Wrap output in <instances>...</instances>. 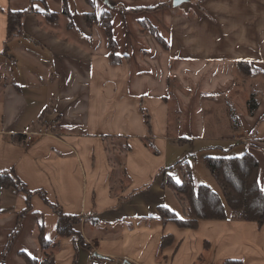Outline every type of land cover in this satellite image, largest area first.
<instances>
[{
  "label": "crops",
  "instance_id": "obj_1",
  "mask_svg": "<svg viewBox=\"0 0 264 264\" xmlns=\"http://www.w3.org/2000/svg\"><path fill=\"white\" fill-rule=\"evenodd\" d=\"M108 2L0 0V171L34 192L0 184V264H264V224L162 211L184 217L166 177L193 159L250 151L264 187V0Z\"/></svg>",
  "mask_w": 264,
  "mask_h": 264
},
{
  "label": "trees",
  "instance_id": "obj_2",
  "mask_svg": "<svg viewBox=\"0 0 264 264\" xmlns=\"http://www.w3.org/2000/svg\"><path fill=\"white\" fill-rule=\"evenodd\" d=\"M34 1V0H33ZM46 2L47 0H41ZM26 11H10L8 21L7 43L19 34L22 19ZM104 24L110 37V43L115 47L116 43L112 37V27L110 17H105ZM145 31L154 34L158 40L164 41L157 33L155 27L148 25L146 20L141 22ZM116 62V60H114ZM248 64V62H243ZM254 68V67H252ZM246 70V66L244 65ZM248 71V70H247ZM254 111V110H253ZM182 142V141H181ZM207 168L217 181L220 192L212 189L208 184L196 185L193 178V172L190 164L185 163L182 167L184 179L178 183L169 174L166 177V185L170 186L181 204L184 217H179L169 211V208L162 206L163 214L169 213L170 218L175 220L181 226L195 225L198 221L204 219H241L246 221H255L259 225L264 224V187L259 181V160L250 151L238 156H207L205 159ZM0 184L3 187H15L19 192L27 194L30 202L34 194L28 185L22 181L14 169L0 171ZM45 199L47 196L44 191L38 192ZM54 210L59 215L58 231L62 236L80 235L74 228V225L81 221L78 216L64 213L59 206L52 204ZM41 227L44 228L43 225ZM43 228L39 235L40 245L44 249L49 246L48 240H45ZM16 231L11 235V241L15 238ZM12 244H8L3 252V258L6 257ZM29 264H56L54 255L47 254L43 260L32 258L25 255ZM226 264H237L236 261H230Z\"/></svg>",
  "mask_w": 264,
  "mask_h": 264
},
{
  "label": "rangeland",
  "instance_id": "obj_3",
  "mask_svg": "<svg viewBox=\"0 0 264 264\" xmlns=\"http://www.w3.org/2000/svg\"><path fill=\"white\" fill-rule=\"evenodd\" d=\"M255 65L254 64H251V63H248L247 64V67H248V69L250 70H252L253 72L252 73H256V71H258V68H255L254 67ZM252 67H254V68H252ZM259 73V72H258ZM31 136H29V140H31ZM238 144H240V143H238ZM190 146V145H189ZM195 148H194V151H196V153L199 155L200 154V152H201V145L200 144H198V143H196L195 144V146H194ZM203 151V150H202ZM189 153V152H188ZM201 155V154H200ZM194 161V173H195V176L193 177L194 178V182H195V184L198 186V185H200V184H202V183H206V184H208V185H210L211 186V188L212 189H214V190H216L217 192H220L221 193V195H222V191H221V189H220V186L218 185V183H217V181L215 180V178L214 177H211V175H210V172H209V169L207 168V166H206V163H204L203 161L201 162V159H199L198 161H197V159L195 160V159H193ZM184 165H185V163H182L181 164V168L182 167H184ZM169 175V174H168ZM173 178H174V180L175 181H177L178 183H180V182H182L183 181V179H184V175H183V172H182V170L180 171V173H179V171L177 172V173H172V174H170ZM181 178V179H180ZM181 180V181H180ZM169 185V184H168ZM168 188L174 193V190L170 187V186H168ZM175 194V193H174ZM176 196V195H175ZM223 196V195H222ZM177 198V197H176ZM177 201H178V199H177ZM179 202V201H178ZM180 204V203H179ZM181 205V204H180ZM184 212V211H183ZM169 214V213H168ZM170 215V214H169Z\"/></svg>",
  "mask_w": 264,
  "mask_h": 264
},
{
  "label": "water",
  "instance_id": "obj_4",
  "mask_svg": "<svg viewBox=\"0 0 264 264\" xmlns=\"http://www.w3.org/2000/svg\"><path fill=\"white\" fill-rule=\"evenodd\" d=\"M184 0H174V5L177 6L181 4ZM106 3L109 4L108 0H106Z\"/></svg>",
  "mask_w": 264,
  "mask_h": 264
},
{
  "label": "built area",
  "instance_id": "obj_5",
  "mask_svg": "<svg viewBox=\"0 0 264 264\" xmlns=\"http://www.w3.org/2000/svg\"><path fill=\"white\" fill-rule=\"evenodd\" d=\"M32 139V138H31Z\"/></svg>",
  "mask_w": 264,
  "mask_h": 264
}]
</instances>
